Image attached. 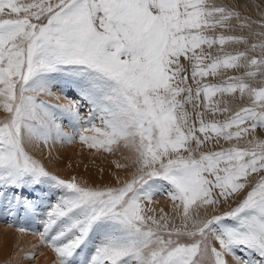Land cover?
I'll use <instances>...</instances> for the list:
<instances>
[{
    "label": "snow or ice",
    "instance_id": "1",
    "mask_svg": "<svg viewBox=\"0 0 264 264\" xmlns=\"http://www.w3.org/2000/svg\"><path fill=\"white\" fill-rule=\"evenodd\" d=\"M233 21L259 39L217 34ZM57 80L76 98L38 100ZM0 113V206L42 217L56 264H264V16L216 0H0ZM77 139L130 150L135 171L93 186L29 150ZM156 195L172 215L146 206Z\"/></svg>",
    "mask_w": 264,
    "mask_h": 264
},
{
    "label": "rangeland",
    "instance_id": "2",
    "mask_svg": "<svg viewBox=\"0 0 264 264\" xmlns=\"http://www.w3.org/2000/svg\"><path fill=\"white\" fill-rule=\"evenodd\" d=\"M216 2L220 3V4H228V5L237 6L238 9L244 15L251 16L253 19H260L262 16H264V0H231V2H230V0H224V1L223 0H216ZM257 12H259L260 15H256ZM232 24H233V27H231L229 29H217V34L223 33L225 35H236V34H241V32L243 31L244 35L249 36V43L256 42L259 39L257 37L251 36L247 29L241 30L238 26L235 25V21H233ZM253 28L255 31H260V29L255 25L253 26ZM219 47L220 46L217 45L212 49V52L214 55L217 54L216 50ZM247 47H248V45H245V44H226L223 47V52L234 53L236 51H243ZM186 67H187V65H186ZM243 71H244V69L230 70V71L222 74L221 76H218L215 78L209 77V78H207L206 82L218 83L221 80H223L225 78V76L240 75V74H242ZM51 91H53V90L51 89ZM53 92H55V91H53ZM45 95L46 94H39L38 100H43V101H46L48 104L53 105L52 98L47 97ZM230 106L235 107L234 104L230 105ZM2 115H3V113L0 114V116H2ZM208 118L211 119L213 117L209 116ZM215 118L222 120L225 118V116L223 114H220V115H217ZM257 134L264 136V131H258ZM245 142H246L245 140H241L239 143L241 145H244ZM60 145H63L62 149L64 150V155L60 153L59 160H58L59 164L61 165L60 169L62 170V172L65 170L64 173H62V175L68 174L67 176L62 177V178L67 177L66 179H71L72 177H76L78 181L86 182L87 184L93 185V186H100V187L117 186L118 184L122 183L123 181L129 179L131 177V175L133 174V172L135 171L134 167L130 164V160H129V158L133 156V153L130 150L121 147L120 149L124 150L125 152L129 151V153L126 155L127 160L124 161V163H122V164H120L118 159H117V157H123V155L120 154L119 151H117L116 154L115 153H111V154L110 153H104V152L100 151L101 153H104V155L107 156V158H108L107 160L109 161V165L111 168L108 169V168L102 167V166L96 167L98 170V173H99L98 177L101 176L100 175L101 170H104V168H105V171H103V172H105L104 174H106V176L108 178H104V179H110V180L103 181L102 183H97V182L93 181L94 182L93 183L89 179H87V177H85L82 174L76 175V174L71 173V175H69L68 169L73 170V166L75 167V166L80 165V164L83 166V165H85L84 162L90 163V164L92 163L95 166V163L93 162L94 161L93 157H84L83 160H80V159L75 158V155L73 152H76V155H78L79 153H81L83 151H96V150L87 148L86 146L81 144V142L79 143L78 139L72 143H64V144H60ZM72 145H74V147ZM70 146H72L75 149L72 150L73 148ZM225 146H228V145L225 144ZM66 152H67V155H66ZM76 162H77V164H76ZM105 162L106 161H104L103 163H105ZM103 163H101L100 165H102ZM118 164L124 165L125 167L127 166L128 169L125 170L124 167H117ZM62 165H64V166H62ZM106 172H108V173H106ZM41 194L45 195L44 193H41ZM25 195H27V193H25ZM243 195H244V193H241V195L239 197H237L235 199V201L230 200L228 203L223 204L225 206H223V205L220 206L219 209H217V208L210 209L208 211L209 213H207V214H213V213L214 214H220L223 211L228 210L230 207H235ZM145 203H146L147 207H150V208L156 210L157 216H159L161 209L165 213H169L170 215L173 214V209H172L173 204L166 197V195L154 196L152 203L150 205H148L147 202H145ZM166 208L167 209L169 208L170 210L169 209L168 210L170 212ZM205 214H206L205 211L201 210V215H205ZM21 216H22V214H10L8 211H6V209L3 206H0V232L3 234V236L6 235L4 237V239L7 240L6 242L2 243V240H1L2 235L0 233V264H34L36 261L35 260L36 256H39V258L41 259L42 262H47V259H53L54 261H56L55 253L48 247V245L46 243L40 241V236H39L40 231L38 229L39 228L43 229L42 223H41L42 218H40V217H36V218L25 217L24 220L22 221ZM24 221H26V222H24ZM177 223H179L178 219H177ZM8 229L11 230V232L7 236V230ZM20 229H24V231H20ZM13 241H18L20 246L18 247L15 244V242H13ZM36 241H39V242H36ZM217 247H218V245H217ZM47 253H48V255L46 256L45 254H47ZM43 255H45L47 258H45V256H43ZM225 259H227V256H225Z\"/></svg>",
    "mask_w": 264,
    "mask_h": 264
},
{
    "label": "bare ground",
    "instance_id": "3",
    "mask_svg": "<svg viewBox=\"0 0 264 264\" xmlns=\"http://www.w3.org/2000/svg\"><path fill=\"white\" fill-rule=\"evenodd\" d=\"M224 1V0H223ZM229 2V1H228ZM230 2H231V0H230ZM232 4V3H231ZM239 5V4H238ZM257 5V4H256ZM250 9V8H249ZM260 12V11H259ZM259 12H257L256 13V15H260V13ZM262 13V12H261ZM55 83V86L54 87H52V90L53 91H55V92H53L52 91V93H53V95H51V96H49V95H45V96H47V97H50V98H52V102H53V105H58V104H66V103H68V101L69 100H71V99H74V98H76L75 97V93H74V91L72 90V88L70 87V85L66 82V81H63V80H57L56 82H54ZM67 97V98H66ZM0 114H2V113H0ZM62 123H63V125H64V130H66V131H70L71 129L68 127V121L65 119V120H63L62 121ZM260 138H262V139H264V136L263 135H259V134H257ZM251 137H249V139H250ZM80 143V142H79ZM73 147H74V145H72ZM72 146H70V147H72ZM62 147H63V145H60L59 143H57L54 147H52V149H51V151L49 150V148H47V147H43V148H40V149H38V150H35V149H32L31 150V148L29 149L30 151H32L33 152V154L36 156V158L37 159H39L40 161H41V163H43L44 165H45V167L49 170V171H51V172H53V173H55V174H57V175H59L61 178L62 177H65V176H67V175H62V173H64V171L62 172V170L60 169V164H59V156H60V153L61 154H63L64 155V150L62 149ZM72 147V148H73ZM67 148V147H66ZM75 148H73L72 150H74ZM119 151V153L120 154H122L123 155V157H117V159H118V161H119V163L120 164H122V163H124V161H126L127 160V157H126V155L129 153V151H127V152H125L124 150H122V149H120V150H118ZM117 152V151H116ZM116 152H114L115 154H116ZM74 153V155H75V158H77V159H80V160H83V158L84 157H93L94 158V163H95V166L91 163H85L84 162V164L85 165H77V166H73V170H70V169H68V172H69V175H71V173L72 174H76V175H84L85 177H87V179H89L91 182H97V183H102L103 181H107V180H110V179H104V178H108L107 176H106V174H104L105 172H103V171H105V168H104V170H101V173H100V175L101 176H99L98 177V175H99V173H98V170H97V168L96 167H100V166H102V167H106V168H111L110 167V165H109V161L107 160L108 158H107V156L106 155H104V153H101V152H98V151H83V152H81V153H79L78 155H76V152H73ZM114 154V155H115ZM66 155H67V152H66ZM106 156V157H105ZM66 159V158H65ZM63 161V160H62ZM104 161H106L105 163H103ZM81 163V162H80ZM101 163H103L102 165H100ZM76 164H77V162H76ZM62 166H64V165H62ZM70 168V167H69ZM64 169V168H63ZM124 169L125 170H127L128 169V167L126 166V167H124ZM107 170V169H106ZM106 173H108V172H106ZM67 178V177H66ZM93 182V183H94ZM37 195H43V194H41V193H37ZM235 201V200H234ZM233 201V202H234ZM48 203V201H45V204H47ZM169 205V204H168ZM227 205V204H226ZM223 206H225V205H223ZM167 209V208H166ZM169 209V208H168ZM167 209V210H168ZM173 209V208H172ZM217 209H219V208H217ZM170 210V209H169ZM168 210V211H169ZM203 210V209H202ZM167 211V212H168ZM172 211V210H171ZM170 212V211H169ZM209 213V212H208ZM24 215L22 214V216H21V218H22V221L24 220V218H25V216L23 217ZM40 218H42V217H40ZM24 222H26V221H24ZM40 232L43 230V229H41V228H39L38 229ZM11 232V230H7V236H8V234ZM1 233V232H0ZM18 234V233H17ZM1 235H2V243H4V242H6L7 240H5L4 239V237L6 236H3V234L1 233ZM19 236V235H18ZM20 238V237H19ZM41 241V240H40ZM13 242H15V244L19 247L20 245H19V242L18 241H13ZM36 242H39V241H36ZM41 243V242H40ZM16 246V247H17ZM46 256L48 255V253L47 254H45ZM45 255H43V256H45ZM45 256V258H47ZM227 256V261H228V264H234V262H233V260H232V257L231 256H228V255H226ZM49 258V257H48ZM35 263L34 264H56V261H54L53 259H47V262H42L41 261V259L39 258V256H36V258H35ZM13 262V261H12Z\"/></svg>",
    "mask_w": 264,
    "mask_h": 264
}]
</instances>
